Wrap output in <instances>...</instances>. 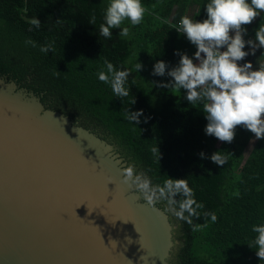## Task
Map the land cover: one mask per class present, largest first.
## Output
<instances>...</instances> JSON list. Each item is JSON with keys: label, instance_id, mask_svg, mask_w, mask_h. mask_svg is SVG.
Returning a JSON list of instances; mask_svg holds the SVG:
<instances>
[{"label": "trees", "instance_id": "1", "mask_svg": "<svg viewBox=\"0 0 264 264\" xmlns=\"http://www.w3.org/2000/svg\"><path fill=\"white\" fill-rule=\"evenodd\" d=\"M141 2L147 9L143 21L132 26L125 20L121 27H128L129 35L121 37L119 29H112L108 39L99 35V27L109 0H0V77L113 144L127 166L146 174L152 185L162 186L169 177L187 179L194 198L204 205L193 224L206 226L193 231L167 210L165 201L156 203L175 225L170 264H264L257 246L248 245L257 235L252 226L264 224V139H255L245 155L254 134L243 126L236 127L231 143L207 135L202 105L189 103L183 89L160 87L156 82L172 79L167 74H152L157 61L176 66L177 50L194 59L195 45L175 27L191 7L190 18L206 19L209 0ZM93 16L94 25L89 23ZM33 17L41 21L38 29L28 23ZM260 24L264 12L244 26V39H254ZM29 39L36 47L26 43ZM45 44L55 50L41 52ZM261 50L242 61L252 63ZM105 59L118 70H131L127 97H116L98 79L97 73L106 71ZM138 62L143 67L136 71ZM126 109L142 110L139 124L124 118ZM156 145L159 161L151 151ZM218 151L228 155L224 166L210 160ZM206 212L217 220L213 223Z\"/></svg>", "mask_w": 264, "mask_h": 264}, {"label": "water", "instance_id": "2", "mask_svg": "<svg viewBox=\"0 0 264 264\" xmlns=\"http://www.w3.org/2000/svg\"><path fill=\"white\" fill-rule=\"evenodd\" d=\"M125 167L113 144L0 77V264H169L175 225Z\"/></svg>", "mask_w": 264, "mask_h": 264}, {"label": "clouds", "instance_id": "3", "mask_svg": "<svg viewBox=\"0 0 264 264\" xmlns=\"http://www.w3.org/2000/svg\"><path fill=\"white\" fill-rule=\"evenodd\" d=\"M205 10L206 19L198 21L184 15L180 18L178 27H175L178 33L184 34L188 41L195 45L196 62L177 50L175 54L179 55L180 59L176 66L168 68L162 60L154 64L153 75L167 74L172 78L167 83H156L160 87L175 88L179 91L183 89L189 103L199 102L202 105V112L207 120L204 129L207 135L231 143L236 127L243 126L254 134L255 139H264V63H259L255 69L251 62L238 63L249 54L255 55L258 48L264 49V24H260L256 29L254 39H244L247 35L244 26L251 24L264 12V0H209ZM146 11L141 0H109L104 22L99 27V35L110 39L111 30L119 29L118 35L127 37L129 28L121 25L125 20L130 21L132 26L139 25ZM28 23L37 29L41 26L37 17H33ZM89 23L95 24V16ZM26 43L36 47L31 39ZM246 44L249 46L248 51H245ZM54 50L53 44L40 46V51L45 54ZM104 65L106 71H99L98 79L109 84L116 97H127L129 90L125 88V83L131 70H118L107 59ZM142 67L139 62L135 65L136 71ZM131 103H135V100ZM142 114V110L126 109L124 118L139 124ZM151 151L159 161L161 153L157 145ZM200 157L205 158V154L201 152ZM210 160L216 165L224 166L228 155L220 151L214 152ZM122 173L123 182L135 186L136 191L149 205L165 201L167 210L177 219L191 225L193 231L206 226L193 224L192 218L199 219L198 209H203L204 205L194 198V191L186 178L169 177L161 186L152 185L150 178L144 173L135 172L133 166L123 168ZM177 195L179 199H176ZM204 215L210 216L213 223L217 220L215 213L206 212ZM252 231L257 235L248 245L250 248L257 246L256 255L260 260H264V224H254Z\"/></svg>", "mask_w": 264, "mask_h": 264}, {"label": "crops", "instance_id": "4", "mask_svg": "<svg viewBox=\"0 0 264 264\" xmlns=\"http://www.w3.org/2000/svg\"><path fill=\"white\" fill-rule=\"evenodd\" d=\"M262 53H264V49L261 50L259 54H257L255 60L252 62L254 69L258 67L259 63H264V54ZM240 62H244V61H240Z\"/></svg>", "mask_w": 264, "mask_h": 264}, {"label": "rangeland", "instance_id": "5", "mask_svg": "<svg viewBox=\"0 0 264 264\" xmlns=\"http://www.w3.org/2000/svg\"><path fill=\"white\" fill-rule=\"evenodd\" d=\"M193 10H194L193 7H191V8L189 9L188 14H187L189 17L191 16ZM194 62H196L195 59H194ZM244 63H245V62H244ZM254 140H255V137L253 136V138L250 140V142H249V144H248V146H247V148H246L245 155L248 153V151H249L250 148L252 147V144H253ZM126 165H127V164H126ZM176 243H177V242H176ZM176 243L173 244V246H172V250H173V248L175 247ZM172 250H171V251H172ZM169 264H170V262H169Z\"/></svg>", "mask_w": 264, "mask_h": 264}, {"label": "built area", "instance_id": "6", "mask_svg": "<svg viewBox=\"0 0 264 264\" xmlns=\"http://www.w3.org/2000/svg\"><path fill=\"white\" fill-rule=\"evenodd\" d=\"M178 25H179V22L177 23V25H176V27H178ZM247 62H250V61H247ZM238 63H240V64H243L244 62H238ZM246 63V62H245Z\"/></svg>", "mask_w": 264, "mask_h": 264}]
</instances>
